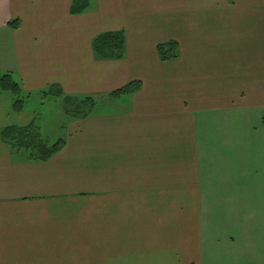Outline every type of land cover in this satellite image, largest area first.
Here are the masks:
<instances>
[{"label": "crops", "instance_id": "0c3cea01", "mask_svg": "<svg viewBox=\"0 0 264 264\" xmlns=\"http://www.w3.org/2000/svg\"><path fill=\"white\" fill-rule=\"evenodd\" d=\"M71 2L0 0V72L95 101L38 161L2 139L34 116L0 92V264H264V0ZM114 30L124 57L96 58Z\"/></svg>", "mask_w": 264, "mask_h": 264}, {"label": "trees", "instance_id": "16d2710c", "mask_svg": "<svg viewBox=\"0 0 264 264\" xmlns=\"http://www.w3.org/2000/svg\"><path fill=\"white\" fill-rule=\"evenodd\" d=\"M92 0H72L70 12L79 14L86 11ZM18 19H13L8 23L11 28H17ZM92 51L98 59H121L125 54V35L122 30L105 31L96 35L92 40ZM156 52L161 60H170L178 56L179 46L174 40L159 43L156 46ZM141 87L138 80L129 81L122 87L112 91L109 95L112 98L120 95H130ZM0 90L12 95V107L16 112L24 108L25 100L23 90L18 81H16L10 72H0ZM44 95L62 100L63 112L72 119H81L90 116L95 109V101L90 96H76L65 94L60 85L50 84L44 90ZM264 124V115L262 116ZM1 137L5 143L9 144L17 151H22L27 159L45 161L52 155L60 151L65 139L59 138L52 144L46 143L35 120L25 126H8L1 130Z\"/></svg>", "mask_w": 264, "mask_h": 264}, {"label": "rangeland", "instance_id": "374dc122", "mask_svg": "<svg viewBox=\"0 0 264 264\" xmlns=\"http://www.w3.org/2000/svg\"><path fill=\"white\" fill-rule=\"evenodd\" d=\"M13 78L18 81L16 76ZM0 92L3 91L0 90ZM22 95L25 100L24 108L33 113L35 124L42 139L46 143L52 144L59 138H65L64 125L72 118L63 112L62 100L44 95L41 90L23 91Z\"/></svg>", "mask_w": 264, "mask_h": 264}]
</instances>
